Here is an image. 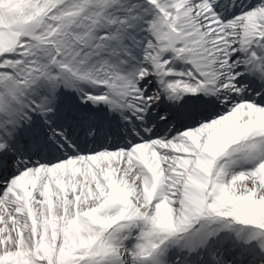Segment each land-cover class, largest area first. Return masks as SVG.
Wrapping results in <instances>:
<instances>
[{
    "label": "snow or ice",
    "instance_id": "obj_1",
    "mask_svg": "<svg viewBox=\"0 0 264 264\" xmlns=\"http://www.w3.org/2000/svg\"><path fill=\"white\" fill-rule=\"evenodd\" d=\"M0 264H264V0H0Z\"/></svg>",
    "mask_w": 264,
    "mask_h": 264
}]
</instances>
